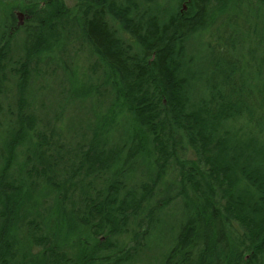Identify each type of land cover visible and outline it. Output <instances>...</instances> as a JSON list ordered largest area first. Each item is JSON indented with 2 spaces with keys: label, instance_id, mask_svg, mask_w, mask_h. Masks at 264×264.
I'll return each instance as SVG.
<instances>
[{
  "label": "trees",
  "instance_id": "obj_1",
  "mask_svg": "<svg viewBox=\"0 0 264 264\" xmlns=\"http://www.w3.org/2000/svg\"><path fill=\"white\" fill-rule=\"evenodd\" d=\"M227 1L0 0V264H129L178 195L186 209L171 215L160 264H264V110L252 95L264 96V63L253 68L264 47L242 52L236 34L233 57L187 48ZM70 35L86 42L89 70L58 56ZM55 79V119L78 109L41 122L32 107Z\"/></svg>",
  "mask_w": 264,
  "mask_h": 264
},
{
  "label": "rangeland",
  "instance_id": "obj_2",
  "mask_svg": "<svg viewBox=\"0 0 264 264\" xmlns=\"http://www.w3.org/2000/svg\"><path fill=\"white\" fill-rule=\"evenodd\" d=\"M139 1V0H138ZM229 1V2H228ZM228 10L224 12V15L216 19L215 23L214 21L212 24L202 33V35L199 36H194L188 40V53L191 55H195L196 57H203L205 53L208 51L211 52L213 51L214 54L217 56H220L219 53H223L221 55H227L229 54L231 57L235 55V53H239V51L236 52L238 44H236L233 49L231 50L228 48L226 49L225 45L227 44L230 45L229 40L232 42H237V35H240L244 37L243 41V47H241L242 52H251L253 44L259 43L262 47H264V39L255 37V39H252L251 34H247V32H250L249 24L253 27H257L259 30L264 28V22L262 23L261 21H258L253 18L255 16V11L258 9L260 10L261 14V20L262 16L264 13V8L262 10V5H261V0H228ZM185 7V3H184ZM19 14V13H18ZM260 19V16H258ZM27 18L26 15H17L16 20H17V25H21L24 23V20ZM108 22L116 30V34L122 33L123 37H125L128 40H132V37L130 34L124 29L123 27H126L125 24H121L122 26H118L116 22H114L110 17L108 18ZM223 24H226V27L223 26ZM244 27H243V25ZM240 25V26H239ZM70 29V28H68ZM67 29V30H68ZM264 33V29H263ZM70 38H73V40L69 41L68 38L66 39V43H64L65 47V52L60 53L58 56L60 58H65L68 61H71L73 63V67H76L79 72L86 71L87 69L89 70L90 67V56L87 54L88 52V47L85 41H83L80 37L76 36H69ZM78 37V38H77ZM264 37V35H263ZM21 38V37H20ZM18 40V39H17ZM261 40V41H260ZM256 41V42H255ZM216 53H215V52ZM264 51V49H263ZM237 53V54H238ZM253 57H256L257 53L254 51L252 52ZM231 57H229V61H231ZM248 57V56H247ZM249 58V57H248ZM228 60V59H227ZM249 60H251L249 58ZM228 61V62H229ZM253 62V61H252ZM264 63V58L258 60L256 59L253 63V68L257 69V65H262ZM262 70L264 72V66H262ZM14 76V75H13ZM13 76L8 75V79L6 80L4 84V89L7 92L9 96V101H13V94L12 92L15 91L16 86L14 85V78ZM77 76V71L74 70L71 73V76L73 79ZM97 76V75H95ZM59 82V80L55 79V82H51V88L54 91H51L50 93L46 94V98H42L38 101H36V105L32 107L36 114H38L40 121L41 122H47L46 116L50 117V123L53 121H60V120H67L70 114H75L76 109H78L77 106L69 107L66 106L65 109L62 110V114L64 115V119H55L54 117V112L55 109L57 110L58 107V102L59 97L56 96V93L58 95L59 91H55L57 85L55 83ZM41 83V79H37L35 81V85L38 87ZM47 86V84H46ZM230 86H234L232 83L229 84ZM49 87L47 86L46 90ZM59 90V88H58ZM107 94L114 96L113 93L107 92ZM252 95H255L253 97V101L256 102L255 107V112L261 113L263 109L259 106L261 104V99L264 98V96H258L256 89L254 88V91H252ZM58 99V102H57ZM42 103H45L41 110H39V107ZM52 107V108H50ZM39 110V112H37ZM84 110V107L81 109ZM77 117H79L81 120L84 121V118L81 114H77ZM245 117L239 119L238 123L243 124ZM82 124V123H81ZM261 126H264V120L262 121ZM83 138H81L82 140ZM84 140V139H83ZM185 150L180 149L177 152V155L181 157V161L185 159H195V157L192 155V152H187L184 155ZM171 166L170 167H175L177 166V163L173 160L170 161ZM166 212L169 214V219H168V225L167 227L163 230L161 235L157 238L156 244L151 245L149 251H141L140 254L137 256L136 260H133V262H130L129 264H160L163 258H165L167 254L168 248L171 247V242H172V235L175 234V229L176 226L174 227V221L173 218H171V215H174L175 218L179 217L182 218L181 215H183V210L186 209V207L183 204V201L181 200V195L176 196L169 205H167L164 208Z\"/></svg>",
  "mask_w": 264,
  "mask_h": 264
}]
</instances>
